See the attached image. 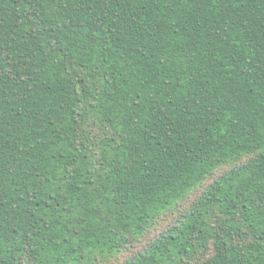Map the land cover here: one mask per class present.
Listing matches in <instances>:
<instances>
[{"label": "trees", "instance_id": "trees-1", "mask_svg": "<svg viewBox=\"0 0 264 264\" xmlns=\"http://www.w3.org/2000/svg\"><path fill=\"white\" fill-rule=\"evenodd\" d=\"M0 264H264V0H0Z\"/></svg>", "mask_w": 264, "mask_h": 264}]
</instances>
